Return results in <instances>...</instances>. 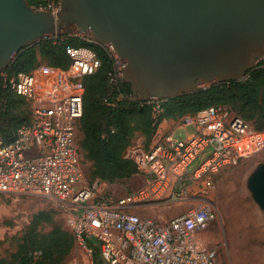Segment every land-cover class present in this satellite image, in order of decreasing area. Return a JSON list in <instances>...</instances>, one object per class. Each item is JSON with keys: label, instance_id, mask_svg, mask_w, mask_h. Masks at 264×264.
<instances>
[{"label": "built area", "instance_id": "obj_1", "mask_svg": "<svg viewBox=\"0 0 264 264\" xmlns=\"http://www.w3.org/2000/svg\"><path fill=\"white\" fill-rule=\"evenodd\" d=\"M61 1L45 0L39 9L56 12ZM64 35L45 38L57 43ZM87 40L94 46L67 44V68L41 63L26 72H0V194L36 196L62 208L76 241L92 255L88 242L95 241L105 264H218L217 249L201 241L218 211L200 194L222 170L262 153L264 131L224 106L185 114L168 131L160 133V125L149 148L133 144L126 150L144 185L120 198L107 195L98 181L90 183L82 163L84 78L100 68L105 54L113 64L110 83L121 90L127 61L112 43ZM123 96L140 101L131 92ZM19 100L28 117L20 116L5 131L2 115ZM165 101L142 103L160 113ZM178 129L184 137H176ZM193 201L169 219L142 215Z\"/></svg>", "mask_w": 264, "mask_h": 264}, {"label": "water", "instance_id": "obj_2", "mask_svg": "<svg viewBox=\"0 0 264 264\" xmlns=\"http://www.w3.org/2000/svg\"><path fill=\"white\" fill-rule=\"evenodd\" d=\"M112 43L141 102L243 80L264 58V0H62L54 12L0 0V72L50 34ZM264 207V163L251 179Z\"/></svg>", "mask_w": 264, "mask_h": 264}, {"label": "trees", "instance_id": "obj_3", "mask_svg": "<svg viewBox=\"0 0 264 264\" xmlns=\"http://www.w3.org/2000/svg\"><path fill=\"white\" fill-rule=\"evenodd\" d=\"M28 2L39 8L45 0ZM64 36L67 38L65 41L54 43L44 38L24 47L8 70L12 73L30 71L41 64L40 57L48 64L67 68L71 63L66 53L67 44L94 46L81 36ZM101 61L100 68L84 78V112L79 140L83 156L92 163L91 174L99 180L116 183L137 175L136 164L125 157V152L134 144L137 133L144 137V147L149 148L166 117L180 118L210 106H224L252 122L256 129L264 131V60L249 72L246 79L215 82L166 100L160 113H156L151 104L121 97V94L132 92L130 86L124 84L121 90L113 89L110 83L112 61L105 54H101ZM23 102L14 101L3 113L1 123L5 131L20 116L28 117L29 109L24 108ZM47 225L52 228L44 232ZM75 242L74 234L57 223L54 210H40L33 214L10 261L2 259L0 264H62ZM88 243L94 247V264H105L96 242Z\"/></svg>", "mask_w": 264, "mask_h": 264}, {"label": "rangeland", "instance_id": "obj_4", "mask_svg": "<svg viewBox=\"0 0 264 264\" xmlns=\"http://www.w3.org/2000/svg\"><path fill=\"white\" fill-rule=\"evenodd\" d=\"M40 60L41 63H46L41 57ZM178 119L166 117L160 124V133L174 128ZM184 134L183 129L176 131L178 138L184 137ZM133 143L146 145L140 133L136 134ZM82 163L90 183L98 181L100 189L107 195H112L106 184L108 182L91 174L92 163L85 156ZM263 163L264 151L222 170L214 185L206 193L200 194L204 200L214 202L218 211V219L201 234V240L205 241L207 247L217 249L218 264H264V207L255 200L251 190L252 176ZM120 182L116 183L121 184ZM194 204V201L184 203V207L170 217L183 214ZM40 210H54L57 223L71 232L67 223V212L53 203L36 196L0 194V261H10L33 214ZM154 211L157 212L154 215H167L166 208ZM51 228L52 226L47 225L43 231L49 232ZM62 264H94L93 255L76 241Z\"/></svg>", "mask_w": 264, "mask_h": 264}, {"label": "crops", "instance_id": "obj_5", "mask_svg": "<svg viewBox=\"0 0 264 264\" xmlns=\"http://www.w3.org/2000/svg\"><path fill=\"white\" fill-rule=\"evenodd\" d=\"M120 183L121 184H117V183H109L108 184V183H106L108 186V190L116 198L123 197L127 193H129L133 190H136V189L140 188L141 186H143L144 185V178L139 176V175H134L130 179L122 180ZM183 204L184 203L176 204V205L167 207L166 208L167 209V215L166 214H163V216H159V214L154 215L153 214L155 212L154 210H146L142 213V215H144L146 217H152V218H158L159 217V219H166V218L169 219V218H171L170 215L172 213L178 212L179 210H181L184 207V206H182ZM155 213H157V212H155ZM201 241H202L203 245H205V241L204 240H201Z\"/></svg>", "mask_w": 264, "mask_h": 264}]
</instances>
